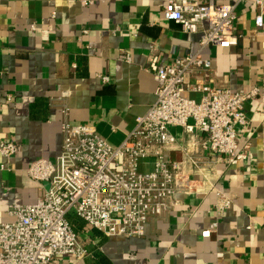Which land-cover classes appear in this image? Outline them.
I'll return each instance as SVG.
<instances>
[{
	"label": "crops",
	"instance_id": "1",
	"mask_svg": "<svg viewBox=\"0 0 264 264\" xmlns=\"http://www.w3.org/2000/svg\"><path fill=\"white\" fill-rule=\"evenodd\" d=\"M254 1L244 0L236 9L237 46L208 47L202 57L211 70L189 77L193 84L233 93L260 89L244 106L249 125L238 129L240 145L250 146L248 159L215 165L213 183L232 200L230 209L216 217L215 193L201 184L203 171L183 165L184 154L171 150L166 160L180 166L196 191L169 200L163 215L149 219L142 238H106L72 218L91 256L69 264H264V25H255ZM167 2L0 0V139L18 146L11 159L0 156V223L14 220L11 206L31 205L44 196L48 184L32 181L27 169L38 159L60 155L65 121L93 127L118 146L156 101L157 83L147 71L153 58L163 64L199 51L201 34H185L166 20ZM126 51L131 63L120 61ZM171 132L204 169L209 167L213 158L201 149L204 137L189 138L179 128ZM139 167L151 171L153 162L142 160ZM213 222L217 228L203 239Z\"/></svg>",
	"mask_w": 264,
	"mask_h": 264
},
{
	"label": "built area",
	"instance_id": "2",
	"mask_svg": "<svg viewBox=\"0 0 264 264\" xmlns=\"http://www.w3.org/2000/svg\"><path fill=\"white\" fill-rule=\"evenodd\" d=\"M243 1L168 0L164 17L185 34H201L199 51L163 64L153 58L147 71L157 83L156 101L143 117L135 119L118 146L105 142L93 127L62 124L60 155L54 161L38 159L27 169L32 181L48 184L44 196L31 205L11 206L8 214L14 220L0 223V264H69L90 257L69 217L106 238L144 237L149 219L163 215L169 200L178 193L196 191L195 182L183 175L180 166L166 160L165 154L174 149L184 154L183 165H191L197 174L203 171L201 184L215 193L216 217L230 209L232 200L213 183L218 179L215 165L223 160L235 166L248 159L250 146L240 145L238 129L249 125L244 106L258 98L260 89L233 93L193 84L189 77L211 70L210 61L202 57L208 47L237 46L236 9ZM254 3L255 25L261 28L264 0ZM91 4L82 2L83 6ZM120 61L131 63V54L122 53ZM99 78L110 84L108 77ZM191 93L201 95L198 102L189 97ZM172 128L181 129L189 138L204 137L201 149L213 158L208 168H203L188 145L178 143ZM17 152L14 142L0 139V156L11 159ZM142 160H151L153 169L139 172ZM216 228L213 222L201 237L209 239Z\"/></svg>",
	"mask_w": 264,
	"mask_h": 264
},
{
	"label": "rangeland",
	"instance_id": "3",
	"mask_svg": "<svg viewBox=\"0 0 264 264\" xmlns=\"http://www.w3.org/2000/svg\"><path fill=\"white\" fill-rule=\"evenodd\" d=\"M193 100H195V101H199V99L198 98H196V97H193L192 98ZM142 171V169H141V167H139V172H141ZM73 217H69V220L71 221V219H72Z\"/></svg>",
	"mask_w": 264,
	"mask_h": 264
}]
</instances>
